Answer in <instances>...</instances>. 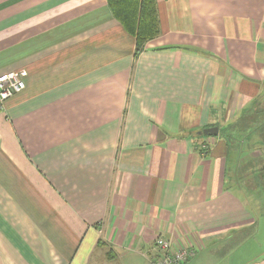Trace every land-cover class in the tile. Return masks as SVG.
<instances>
[{
    "label": "crops",
    "instance_id": "1",
    "mask_svg": "<svg viewBox=\"0 0 264 264\" xmlns=\"http://www.w3.org/2000/svg\"><path fill=\"white\" fill-rule=\"evenodd\" d=\"M156 3L136 53L106 0H0V73L27 72L0 111V264H154L159 235L193 264L251 234L215 256L264 264V134L237 125L264 107V0Z\"/></svg>",
    "mask_w": 264,
    "mask_h": 264
},
{
    "label": "trees",
    "instance_id": "2",
    "mask_svg": "<svg viewBox=\"0 0 264 264\" xmlns=\"http://www.w3.org/2000/svg\"><path fill=\"white\" fill-rule=\"evenodd\" d=\"M113 16L136 40V53L143 47L144 43L157 36L160 32L159 18L156 0H106ZM255 102V101H254ZM257 103H255L256 105ZM263 104V102H262ZM260 105V107L264 108ZM254 109L247 113L244 111L238 120V129H248L264 134V109ZM259 116V117H257ZM258 118L259 122L256 121ZM242 128V129H241ZM250 130V132H252ZM259 169L264 164H259ZM256 169V166L253 165ZM264 177V174L261 176Z\"/></svg>",
    "mask_w": 264,
    "mask_h": 264
},
{
    "label": "built area",
    "instance_id": "3",
    "mask_svg": "<svg viewBox=\"0 0 264 264\" xmlns=\"http://www.w3.org/2000/svg\"><path fill=\"white\" fill-rule=\"evenodd\" d=\"M25 69L11 70L0 73V111L5 107V100L21 91L25 86ZM170 238L157 236L153 242L157 255L154 264H184L192 253V248L175 246Z\"/></svg>",
    "mask_w": 264,
    "mask_h": 264
},
{
    "label": "rangeland",
    "instance_id": "4",
    "mask_svg": "<svg viewBox=\"0 0 264 264\" xmlns=\"http://www.w3.org/2000/svg\"><path fill=\"white\" fill-rule=\"evenodd\" d=\"M219 133L223 135L222 130H220ZM252 190L254 191L253 195L256 198H258V195H257L258 193H257L256 188H253ZM261 214H264V206L260 208V215ZM251 235L249 236V238H238V239L226 240L221 245H218L219 242H221V240H218L215 244H208L206 246V249L203 250V253H201L202 254L201 257L197 261H195L193 264H225L224 261L222 259H220V257L215 256V255H217L216 253L225 254L228 257H232V259L235 261L236 258L242 257L243 253H241V252H243L244 250L248 251L250 249V251H249V256H250L253 253L252 252L253 247L255 245L258 246L259 241H260L256 238L252 237ZM247 246L249 248H247ZM193 255H194V253L191 254V256H193ZM210 256H215V257L208 263Z\"/></svg>",
    "mask_w": 264,
    "mask_h": 264
},
{
    "label": "water",
    "instance_id": "5",
    "mask_svg": "<svg viewBox=\"0 0 264 264\" xmlns=\"http://www.w3.org/2000/svg\"><path fill=\"white\" fill-rule=\"evenodd\" d=\"M218 128L216 126H211V127H206L201 129V131H199V134H203V135H215L217 134V130Z\"/></svg>",
    "mask_w": 264,
    "mask_h": 264
}]
</instances>
